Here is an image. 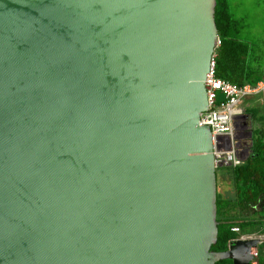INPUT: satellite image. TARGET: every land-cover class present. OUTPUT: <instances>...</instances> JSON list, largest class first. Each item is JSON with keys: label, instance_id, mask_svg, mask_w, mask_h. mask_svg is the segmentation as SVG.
<instances>
[{"label": "water", "instance_id": "water-1", "mask_svg": "<svg viewBox=\"0 0 264 264\" xmlns=\"http://www.w3.org/2000/svg\"><path fill=\"white\" fill-rule=\"evenodd\" d=\"M214 5L0 0V264L250 262L210 249Z\"/></svg>", "mask_w": 264, "mask_h": 264}, {"label": "trees", "instance_id": "trees-1", "mask_svg": "<svg viewBox=\"0 0 264 264\" xmlns=\"http://www.w3.org/2000/svg\"><path fill=\"white\" fill-rule=\"evenodd\" d=\"M234 0H215L214 22L219 43L214 48L215 75L236 83H254L264 79L261 52L251 38L244 16L234 17L229 5ZM264 97V90L261 91ZM251 117L249 151L233 166L215 169L216 239L210 249L223 250L228 238L235 235L230 226L241 231L262 230L264 223V99L243 107ZM223 167V166H222ZM213 264H232L228 257ZM242 264H264V243L258 245L255 261Z\"/></svg>", "mask_w": 264, "mask_h": 264}, {"label": "built area", "instance_id": "built-area-1", "mask_svg": "<svg viewBox=\"0 0 264 264\" xmlns=\"http://www.w3.org/2000/svg\"><path fill=\"white\" fill-rule=\"evenodd\" d=\"M219 43L217 35L215 47ZM214 55L212 51L208 69L205 72L203 82L206 95L207 109L198 114L200 124H209L211 153L215 169L219 166H233L240 163L246 155V139L249 137L245 122V113L241 106L242 101L253 94L264 90V79L254 83H236L215 75ZM250 143V140H249ZM262 230L244 232L238 226H230L235 233L228 238H263L257 239V244L251 254L252 262L258 251V245L264 243V223Z\"/></svg>", "mask_w": 264, "mask_h": 264}, {"label": "rangeland", "instance_id": "rangeland-1", "mask_svg": "<svg viewBox=\"0 0 264 264\" xmlns=\"http://www.w3.org/2000/svg\"><path fill=\"white\" fill-rule=\"evenodd\" d=\"M229 8L234 17L244 16L248 29L252 31L251 38L257 44L259 52H261L260 69L264 73V0H234V3L229 5ZM264 99L261 92L246 97L241 106H247L255 102H262ZM245 122L248 130L251 128V117L245 113ZM246 150L249 151V137L246 139ZM221 166L219 169H224ZM217 189L220 190V180H216ZM215 184V190H216Z\"/></svg>", "mask_w": 264, "mask_h": 264}]
</instances>
